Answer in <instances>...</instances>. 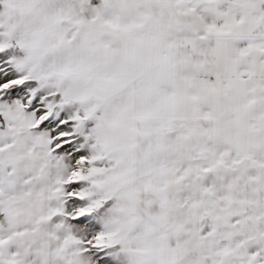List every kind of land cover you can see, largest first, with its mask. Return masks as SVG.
Returning <instances> with one entry per match:
<instances>
[{
  "label": "snow or ice",
  "instance_id": "6c2138e0",
  "mask_svg": "<svg viewBox=\"0 0 264 264\" xmlns=\"http://www.w3.org/2000/svg\"><path fill=\"white\" fill-rule=\"evenodd\" d=\"M0 264H264V0H0Z\"/></svg>",
  "mask_w": 264,
  "mask_h": 264
}]
</instances>
